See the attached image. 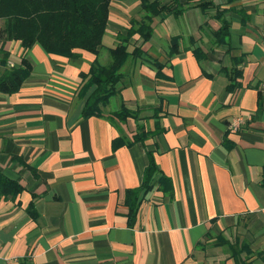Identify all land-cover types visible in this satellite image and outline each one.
Listing matches in <instances>:
<instances>
[{"label": "crops", "instance_id": "crops-1", "mask_svg": "<svg viewBox=\"0 0 264 264\" xmlns=\"http://www.w3.org/2000/svg\"><path fill=\"white\" fill-rule=\"evenodd\" d=\"M214 2L234 7L225 13L229 44L214 43L216 7L180 0L189 7L155 15L149 41L129 40V52L144 51L125 63L102 117L81 116V74L96 59L111 62L109 50L145 14L142 0L111 1L97 53L66 57L0 41V76L23 57L32 65L18 92L0 91V173L24 187L0 197V264H264V0ZM174 37L179 51L170 55ZM237 57L243 73L231 90L224 69ZM122 104L138 116H113ZM248 113L232 133V118ZM138 129L156 132L114 148ZM148 150L162 173L130 224L126 191L142 185Z\"/></svg>", "mask_w": 264, "mask_h": 264}, {"label": "trees", "instance_id": "trees-1", "mask_svg": "<svg viewBox=\"0 0 264 264\" xmlns=\"http://www.w3.org/2000/svg\"><path fill=\"white\" fill-rule=\"evenodd\" d=\"M112 0H0V41L5 44L8 41L19 40L25 49L31 48L34 44H39L50 54H58L66 57L77 56L76 49H83L92 53H97L102 46L106 33L110 4ZM238 0H227L228 4H233ZM196 6L202 10L216 7L215 17L221 21V26L214 32V43L216 45L229 44L231 22L225 17L227 10L234 7L221 9L214 0H197ZM142 7L145 14L140 20H132V26L127 30L126 35H120V42L109 50L111 62L103 65L99 60H95L88 73L81 74V94L86 96L81 116L89 118L92 116H105L103 106L109 104L111 98L119 91L118 86L123 79L122 71L125 63L131 57L141 55L143 49L137 48L129 52V40L138 34L144 43L149 41L154 33L152 26L154 16L163 11H173L175 15L180 14L186 8L180 0H170L166 5H162L160 0L150 2L142 0ZM172 39V47L169 54L179 51L178 39ZM195 54L199 57L203 51L195 49ZM6 64L5 59L1 60ZM235 68L227 71L230 84L229 89L233 90L239 86L237 78L243 71L237 66L242 63L243 57L234 59ZM7 65L6 71L0 76V91L13 94L18 92L26 78L32 71V65L25 57L22 58L19 66ZM159 72L161 70L160 66ZM93 88V90H92ZM92 90V91H91ZM91 91V92H90ZM89 93V94H88ZM88 94V95H87ZM113 116L124 121L129 117H137L138 112L126 107L124 104L114 111ZM133 136V140L124 137H117L113 141L114 148L122 144L144 143L145 140L156 131H139ZM158 131V130H157ZM149 164L144 172V179L141 186L128 189L126 191V203L129 205V223L133 224L136 219L139 206L155 182L157 175L162 172L158 166L154 151L148 150ZM166 187L173 192V183L169 177L161 175ZM24 190V187L14 179L0 173V197H16ZM28 211L32 216H36L33 204H30ZM217 243L230 244L229 241L221 239ZM234 255L236 250L232 248ZM248 254H252L247 249ZM264 257V250L258 253ZM237 264H253L249 258L236 259Z\"/></svg>", "mask_w": 264, "mask_h": 264}, {"label": "built area", "instance_id": "built-area-1", "mask_svg": "<svg viewBox=\"0 0 264 264\" xmlns=\"http://www.w3.org/2000/svg\"><path fill=\"white\" fill-rule=\"evenodd\" d=\"M252 119V115L248 114H240L232 118L229 123V129L232 133L240 132L247 123Z\"/></svg>", "mask_w": 264, "mask_h": 264}]
</instances>
